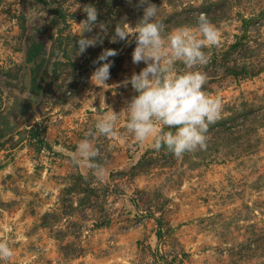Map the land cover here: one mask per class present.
Returning <instances> with one entry per match:
<instances>
[{
  "label": "rangeland",
  "instance_id": "obj_1",
  "mask_svg": "<svg viewBox=\"0 0 264 264\" xmlns=\"http://www.w3.org/2000/svg\"><path fill=\"white\" fill-rule=\"evenodd\" d=\"M45 1L0 0V240L13 251L0 264H264V0H150L165 34L196 28L201 13L221 33L192 69L221 100L220 118L206 149L182 158L137 142L121 112L137 95L125 81L146 65L132 62L134 37L110 39L142 18L138 0ZM88 4L98 16L82 35L103 43L79 55ZM105 49L117 55L97 86L91 75L104 62H93ZM103 100L121 112L111 137L95 129ZM85 138L102 177L73 162Z\"/></svg>",
  "mask_w": 264,
  "mask_h": 264
},
{
  "label": "clouds",
  "instance_id": "obj_2",
  "mask_svg": "<svg viewBox=\"0 0 264 264\" xmlns=\"http://www.w3.org/2000/svg\"><path fill=\"white\" fill-rule=\"evenodd\" d=\"M136 7L143 9L142 18L134 27L128 23L122 26L117 24L110 39V43H116L134 37L132 62H143L146 65L138 74L134 72L125 81L137 93L121 111L129 116L127 131L140 143L152 138L155 150L163 148L177 158H182L186 152L205 150L208 127L220 118L222 102L204 90L206 74L192 69L208 63V54L203 49L205 46L218 45L221 33L206 14L201 13L196 28L181 26L165 34V25L155 19L158 13L155 4L150 0H138ZM83 12L86 19L77 24L83 29L80 39L76 41L79 55L88 47H95L97 41L103 43L100 37L87 39L82 35L84 31H91L97 21L96 7L85 5ZM100 28L103 31L106 26L101 24ZM116 55L115 50L105 49L93 62H104L91 75L95 85L105 86L112 66L107 61ZM178 61L184 64L186 70H176ZM103 104L106 111L102 117L97 118L95 129L100 135L111 137L116 135V122L121 112H114L104 100ZM165 128L175 131H166ZM99 155V150L85 138L79 141L72 158L75 164H84L93 170L94 175L102 177L106 169L96 162ZM12 255L8 243L0 240V260H8Z\"/></svg>",
  "mask_w": 264,
  "mask_h": 264
},
{
  "label": "trees",
  "instance_id": "obj_3",
  "mask_svg": "<svg viewBox=\"0 0 264 264\" xmlns=\"http://www.w3.org/2000/svg\"><path fill=\"white\" fill-rule=\"evenodd\" d=\"M35 1L38 2V3H40V4H42V6H47V5H48V2L45 1V0H35ZM56 12H57V15H58L59 17H61V16L58 14V13H59L58 9H57ZM62 19H63V18H62ZM234 48H235V46H232V47H231V49H234ZM37 52H38V49H37V47H35V52L30 53L29 57H30V58L33 57V56L36 57ZM32 81H34V79H32ZM170 130L175 131V129H170ZM28 136H29V138H30L31 140H34L35 142H39V144H42V141H41L40 136H39V130H38L36 127H31V128L29 129ZM37 150L39 151V150H40V147H39ZM157 237L160 238V235L158 234Z\"/></svg>",
  "mask_w": 264,
  "mask_h": 264
},
{
  "label": "crops",
  "instance_id": "obj_4",
  "mask_svg": "<svg viewBox=\"0 0 264 264\" xmlns=\"http://www.w3.org/2000/svg\"><path fill=\"white\" fill-rule=\"evenodd\" d=\"M21 106H26V104L24 103V104H22ZM21 109H17L16 108V115H18V112L19 113H22V114H24L25 113V111H27V108H28V106L27 107H25V108H22V107H20ZM23 109V110H22ZM15 117V116H14ZM9 121V120H8ZM10 122V121H9ZM0 136H1V134H0ZM66 154H72V153H70V152H67ZM63 168H61V170H62ZM60 172V171H59ZM59 172H58V174H59Z\"/></svg>",
  "mask_w": 264,
  "mask_h": 264
}]
</instances>
